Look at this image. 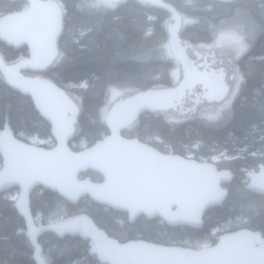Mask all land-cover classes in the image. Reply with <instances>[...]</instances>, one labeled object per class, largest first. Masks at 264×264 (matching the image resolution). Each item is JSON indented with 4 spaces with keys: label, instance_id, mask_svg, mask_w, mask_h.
Wrapping results in <instances>:
<instances>
[{
    "label": "trees",
    "instance_id": "16d2710c",
    "mask_svg": "<svg viewBox=\"0 0 264 264\" xmlns=\"http://www.w3.org/2000/svg\"><path fill=\"white\" fill-rule=\"evenodd\" d=\"M57 1L64 13L58 39L60 59L42 74L79 99L76 135L69 146L80 150L81 141L86 147L108 134L106 107L114 96L131 89L171 86L175 81L176 65L166 50V19L170 13L136 0L103 6L95 3L89 9L83 8L89 0ZM163 1L182 14L180 37L191 44L220 40L223 32L213 30L221 21L239 14L248 19V41L236 61L241 84L219 126L204 119L178 121L145 111L121 129V134L163 153L191 154V158L228 169L232 176L223 183L227 188L223 203L205 211L199 228L168 226L157 217L147 219L142 215L132 222L125 213L88 197L73 204L37 187L28 201L36 226L86 216L120 241L135 237L192 248H200L196 245L204 240L212 244L223 232L238 228L259 231L264 238V195L246 190L244 175L264 162V0ZM25 6V1L0 0V17ZM0 54L11 62L25 54V47L10 45L0 37ZM6 127L25 141L34 139L46 147L54 143L49 123L31 99L0 77V130ZM100 176L93 171L80 175L93 181ZM16 193L17 187L0 192V264H99L88 253L89 240L79 228L36 236L27 233L15 202ZM213 229L218 230L215 237L210 235Z\"/></svg>",
    "mask_w": 264,
    "mask_h": 264
},
{
    "label": "water",
    "instance_id": "95a60500",
    "mask_svg": "<svg viewBox=\"0 0 264 264\" xmlns=\"http://www.w3.org/2000/svg\"><path fill=\"white\" fill-rule=\"evenodd\" d=\"M8 1H25L26 6L0 17V37L13 46L26 45L29 56L6 62L0 54V77L31 99L39 115L49 123L54 141L46 147L16 137L9 127L0 130V192L18 188L15 202L26 232L36 236L79 228L91 241L88 253L99 264H264V238L259 231L248 228L223 232L214 243L192 248L140 238L120 242L86 216L44 226L33 223L28 201L32 191L41 187L73 204L88 197L95 203L126 212L130 221L143 215L147 219L157 217L168 226L199 228L205 211L224 201L227 189L222 182L230 175L211 161L163 153L121 134V129L132 124L138 114L167 108L182 100L189 75L176 85L137 90L115 101L105 116L108 134L89 146L73 150L69 142L76 135L79 103L51 80L23 73L34 70L36 64H45L46 56L58 52L62 6L57 0ZM136 1L170 13L168 44L184 66L190 64L183 43L186 41L180 37L182 14L163 0ZM86 171L99 173L101 180L80 177ZM245 176L248 180L245 188L264 195V162Z\"/></svg>",
    "mask_w": 264,
    "mask_h": 264
},
{
    "label": "rangeland",
    "instance_id": "374dc122",
    "mask_svg": "<svg viewBox=\"0 0 264 264\" xmlns=\"http://www.w3.org/2000/svg\"><path fill=\"white\" fill-rule=\"evenodd\" d=\"M96 5L103 6L104 4H112L108 0H89L87 4L84 5V9L92 8ZM235 19H229L225 21H221L217 26L214 27V32H223L219 36L221 37L220 40H214L210 44H189L187 42H183L185 44L187 53L190 57H193V52L197 51L203 55H214V57H221L224 64L228 65L230 69L236 72V77L234 81L230 84V92L228 96L223 99L220 103H211L209 104L207 108H204L203 104L198 105L197 111L193 112L192 114H188L186 111L185 113H180L177 111V108L172 107L168 108L166 110H154L155 114L162 115L165 118L178 120V121H184L188 119H204L207 124L219 126L221 124L220 118L229 111V106L231 104L232 99L234 98L235 94L238 92L239 86L241 84V75L239 72V68L236 64L237 59L239 58L241 54V50L243 47H245V44L248 41L249 31L250 27H248V19H242L240 17V14L236 16ZM240 24L238 25V23ZM252 32V31H251ZM239 33V35H237ZM166 50L169 52L171 50L169 44L166 45ZM179 76L178 68L177 73ZM178 77H176V80L172 82L171 85H174L177 81ZM137 90L131 89L124 91L118 96H114L110 102L112 104L114 101L119 100L120 98H127L134 94ZM68 94L79 103V99L77 96L71 92L67 91ZM110 104L106 107V111L109 108ZM105 111V112H106ZM31 143L34 144H40L39 141H36L34 139L30 140ZM51 144V143H50ZM85 147L83 145V141H81L80 148ZM187 157L191 158V154L187 155ZM213 160H218V157H214ZM17 193L14 195L16 197ZM61 220L53 221L52 223H60ZM218 232L217 229H213L210 231L211 236H216L215 234ZM211 242L209 241H202L201 243H197L196 247H204L207 245H210Z\"/></svg>",
    "mask_w": 264,
    "mask_h": 264
},
{
    "label": "flooded vegetation",
    "instance_id": "af4514ba",
    "mask_svg": "<svg viewBox=\"0 0 264 264\" xmlns=\"http://www.w3.org/2000/svg\"><path fill=\"white\" fill-rule=\"evenodd\" d=\"M108 1L111 2L112 4L122 3L121 0L120 1L108 0ZM139 3L142 5H145V6L154 7V6H151V5L146 4L144 2H139ZM166 21H167V23H170L172 21V19L170 18V15L167 17ZM19 47H25V54L14 59V60H12V61H16L18 59L25 58V57L29 56L28 47L26 45L19 46ZM57 49H58V52L54 56L53 55L46 56L45 61H44L45 64H43V65L36 64V65H34V70H27V71H24L23 73L26 75L34 76V77L35 76L45 77L42 73L47 71L49 68H51L60 59V51L58 48V44H57ZM170 53H171L170 55L172 57V61L176 65L175 72L177 73V68H178V72H179V76L176 74V77H178V79L174 85L178 84L180 81L185 79L188 75H189V83H188L187 87L185 88V92H184V96H183L182 100H178L177 102L168 106L167 108H172L174 106L175 108H177L178 112L185 113L187 111L188 114L190 115L194 111L195 112L197 111L198 105L203 104L204 108H207V107H209L208 106L209 104L214 103V102L220 103L223 99H225L228 96V94L230 92V84L234 81V79L236 77V72L233 71L232 69H230L228 67V65L224 64L221 57L218 56V58H217V57H214V55H203L197 51H194L193 57H190L187 53L189 59L192 62L190 64L184 66V62L178 56V54H176L173 50H170ZM48 60L51 62L47 63L46 61H48ZM35 68H36V70H35ZM114 103H115V101L112 104H110V106L107 110H109L110 107H112V105H114ZM167 108H161V109H157V110H165ZM261 164H263V163H261ZM223 168H228V167H223ZM218 169L222 170V168H218ZM257 169H258V167L251 168L248 171H253V170H257ZM225 170H228V169H225ZM231 176H232V174H231ZM99 180H101V176H100ZM99 180H96V181H99ZM245 180L247 182L246 178H245ZM123 213H125V215L127 216L126 212H123ZM107 235L110 236L109 234H107ZM110 237L113 239H116L118 241H120V239H121V238H116V237H112V236H110ZM130 239H139V238L126 237V239H122V241L130 240ZM140 239H143V238H140ZM144 240H146V239H144ZM122 241H120V242H122ZM146 241H149V240H146ZM149 242L159 243V242H154V241H149ZM90 244H91V241L89 240V246H90ZM163 244H165V243H163ZM169 245H177V244H169ZM181 246H183V245H181Z\"/></svg>",
    "mask_w": 264,
    "mask_h": 264
},
{
    "label": "bare ground",
    "instance_id": "6f19581e",
    "mask_svg": "<svg viewBox=\"0 0 264 264\" xmlns=\"http://www.w3.org/2000/svg\"><path fill=\"white\" fill-rule=\"evenodd\" d=\"M262 165V164H261ZM260 165V166H261ZM259 166V167H260ZM258 167V168H259ZM222 170H225V169H222ZM258 170V169H257ZM228 171V170H227ZM254 171V170H253ZM229 172V171H228ZM247 172H249V171H247ZM229 175H230V177H231V174H230V172H229ZM245 175V174H244ZM230 177H229V179L228 180H224L223 182H222V186H223V183H225V182H228L229 180H230ZM245 178L247 179V177L245 176ZM248 181V180H247ZM224 187V186H223ZM225 188V187H224ZM247 190V189H246ZM249 191V190H248ZM252 192V191H251ZM253 193H255V192H253ZM256 194H258V193H256ZM260 195H262V194H260ZM223 203V202H222ZM219 206V205H218ZM20 213V212H19ZM63 233V232H62ZM163 244V243H162Z\"/></svg>",
    "mask_w": 264,
    "mask_h": 264
}]
</instances>
